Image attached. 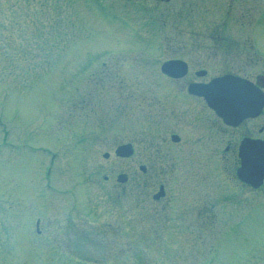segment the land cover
Segmentation results:
<instances>
[{
    "label": "rangeland",
    "instance_id": "374dc122",
    "mask_svg": "<svg viewBox=\"0 0 264 264\" xmlns=\"http://www.w3.org/2000/svg\"><path fill=\"white\" fill-rule=\"evenodd\" d=\"M28 1L39 12L0 4V264H264V184L244 187L203 147L206 104L158 73L165 47L192 66L215 55L201 61L213 44L198 32L249 36L264 71V0ZM179 125L185 159L157 158L147 143ZM114 138L134 155L104 157ZM134 161L154 177L118 182ZM38 217L67 242L39 252Z\"/></svg>",
    "mask_w": 264,
    "mask_h": 264
},
{
    "label": "flooded vegetation",
    "instance_id": "af4514ba",
    "mask_svg": "<svg viewBox=\"0 0 264 264\" xmlns=\"http://www.w3.org/2000/svg\"><path fill=\"white\" fill-rule=\"evenodd\" d=\"M129 2H141L143 6L145 4L142 0H128ZM145 1V0H144ZM155 1V0H153ZM159 1V0H158ZM169 1V0H166ZM213 31V30H212ZM199 39L204 38L206 39L205 35H207L210 39V41L213 44V47L207 46L204 47L203 50H208L206 52V55L201 61L207 60L208 52H215L214 56H210L214 62H206L201 65L192 66V60L187 58L185 56L186 48L183 47H165L167 48V51L173 52V55L169 56L166 60H162L160 64V67L164 62L170 59H183L187 63V70L186 73L179 77H174L167 75L163 73L159 67L158 73L161 77L167 78L168 81H170L173 85L171 86H178L180 81L182 80L186 87H188V92L192 97H195L199 100H203L206 106L203 107L202 112L199 110L197 112V118L199 119L203 117L205 119V127L206 130L203 131V137H205V141L198 139L199 141H202L203 147L210 149L212 151L219 150V155L221 159H226V164L230 167H237L240 162V146L242 144V141L246 138L248 140H251L252 142L259 141L261 138L264 139V104H263V110L260 114L257 115H250L242 120H240L237 123H228L224 120L222 116H220L208 103L207 99L204 96H200L198 94H192L189 91L190 85H208L213 79L217 77H221L224 75H234L238 77L245 78L249 80L257 89L261 88L264 93V71H260L261 65H260V59L259 55H256L252 50V39L248 36H227V38L230 39L232 42V46L227 44V39L223 36L217 35V33L213 32H207L206 34L198 32L196 34ZM195 35V36H196ZM238 45L240 47V50L238 49ZM164 48V49H165ZM221 49V52H220ZM241 51V52H240ZM210 59V60H211ZM213 64H217L224 72H215L213 73L211 67ZM264 70V67H262ZM177 82V83H176ZM184 85V86H185ZM192 101H196V103H199L196 99H193ZM200 104V103H199ZM81 107H84L83 105H80ZM198 110V108L194 107ZM211 114H214L215 117H211ZM189 115L191 117V114L189 112ZM213 116V115H212ZM185 121V120H184ZM166 134V132H163L161 136ZM160 136V137H161ZM130 143L134 144L133 141H129ZM127 140H116L114 138V142L112 144L113 153L110 151H105L104 157L107 154L106 158H110V155L112 154L114 157L123 158L121 155L117 154V150L122 145H125L127 143ZM189 143L186 141L183 135V128L179 126H174V128L170 131L169 137H164L162 139L161 143L153 142V143H147V146L155 148L157 158L161 156L162 160L165 158L167 160H175L180 162V160L185 159V149L187 150ZM179 146V147H178ZM178 147V149H177ZM121 152H124V149H122ZM134 155V154H133ZM131 155V156H133ZM130 156V158H131ZM172 156V157H171ZM129 158V157H124ZM154 159V157L152 158ZM161 160V163L163 162ZM153 161V160H151ZM222 162V161H220ZM141 169L144 172V175L138 174V169ZM116 173L117 180L120 183H125L127 179H135L138 180L139 178L146 177L147 180L149 177L152 179L154 177L153 174L149 172L148 169V163L141 164L139 162H131L127 168L124 169H118V167H114L113 174ZM149 175V177H148ZM164 174L158 173L156 179L157 183H159L158 187H163V190L165 191V182L163 180ZM110 174H106L105 178H110ZM123 179L120 180V179ZM155 179V178H154ZM124 187V186H122ZM167 192L165 191V195L161 197L162 199L166 198ZM160 199V198H159ZM127 207V205H126ZM80 209V208H77ZM74 209L73 211L75 213H78V210ZM57 210L56 208L49 207L44 212V216L49 217L52 216V211ZM71 213V212H70ZM67 213H65L66 215ZM69 215V214H68ZM68 219V216H65ZM53 225V224H48ZM36 236L37 238L40 236H45V238L42 239H36L34 241V244L38 247L39 252L41 251L40 245H43L47 248V245L50 244H57L60 246H63L61 242H67L66 237L62 234L61 231L58 232V235H54L52 237L51 233H47L46 230V223L42 226L41 218L38 217L36 219ZM69 227L70 225H66ZM65 228V225L58 226V229ZM57 229V228H56ZM63 231V230H62ZM64 238V239H63ZM61 241V242H59ZM51 246V245H50Z\"/></svg>",
    "mask_w": 264,
    "mask_h": 264
},
{
    "label": "trees",
    "instance_id": "16d2710c",
    "mask_svg": "<svg viewBox=\"0 0 264 264\" xmlns=\"http://www.w3.org/2000/svg\"><path fill=\"white\" fill-rule=\"evenodd\" d=\"M27 3L28 5H29V8H28V10L30 11L31 9H35L34 7H35V5H33L32 3H29V1L28 0H19L18 2H13V0H6V2H3L2 0H0V4H2L3 6H4V8H5V10L6 11H10V12H12V10L13 9H15L18 5H17V3ZM15 5V6H14ZM38 8H36L34 11H37V12H39L38 10H37ZM6 39H10L9 37H6ZM2 44V38H1V40H0V45ZM28 56V55H27ZM31 56V55H30ZM0 61H2L1 59H0Z\"/></svg>",
    "mask_w": 264,
    "mask_h": 264
},
{
    "label": "bare ground",
    "instance_id": "6f19581e",
    "mask_svg": "<svg viewBox=\"0 0 264 264\" xmlns=\"http://www.w3.org/2000/svg\"><path fill=\"white\" fill-rule=\"evenodd\" d=\"M211 91H212V93L214 94V98H213V100H214V101L219 100L220 89H219V88L212 87V88H211Z\"/></svg>",
    "mask_w": 264,
    "mask_h": 264
},
{
    "label": "water",
    "instance_id": "95a60500",
    "mask_svg": "<svg viewBox=\"0 0 264 264\" xmlns=\"http://www.w3.org/2000/svg\"><path fill=\"white\" fill-rule=\"evenodd\" d=\"M124 149L127 148V152L126 153H121V154H127L129 155L131 153V151L129 150L130 145H127L126 147H123Z\"/></svg>",
    "mask_w": 264,
    "mask_h": 264
}]
</instances>
